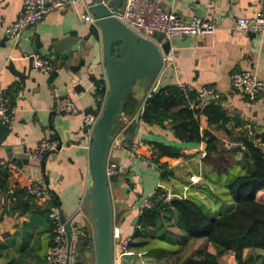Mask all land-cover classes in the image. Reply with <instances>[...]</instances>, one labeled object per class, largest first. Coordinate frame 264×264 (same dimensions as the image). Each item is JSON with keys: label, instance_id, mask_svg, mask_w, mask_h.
I'll return each instance as SVG.
<instances>
[{"label": "crops", "instance_id": "obj_1", "mask_svg": "<svg viewBox=\"0 0 264 264\" xmlns=\"http://www.w3.org/2000/svg\"><path fill=\"white\" fill-rule=\"evenodd\" d=\"M88 1L79 0L50 10L15 39L7 37L5 29L22 10L23 0H0V93L9 97L14 108L12 129L0 121V170L6 172V191L0 188V264H46L45 255L53 235L52 210L66 216L81 210L77 219L92 238L89 204L83 200L91 185L92 135L84 126L83 117L101 112L105 99L98 110L96 92L102 87L101 81L107 89V81L98 29L80 17L91 12ZM156 1L163 10L187 19L200 16L215 21L218 28L213 33L174 36L170 43L176 51L174 62L159 70L153 83L155 90L187 84L198 98L202 87H213L228 117L225 127L231 132L211 126L204 114L199 116L200 128L217 137L219 151L213 159L222 168L215 169L205 159L203 142L180 141L168 121L164 126L143 122L139 118L142 102L132 103L133 113L122 116L107 160L120 166V172L109 178L114 225L137 254L121 256L115 243L113 264H205L207 254L215 257L216 264H264L262 248L245 247L244 262L238 263L233 250L222 249L206 237L187 236L170 205L159 210L152 225L135 221L140 216L141 200L157 188L171 199H196L208 217L224 212L234 203L227 193L228 181L244 173L250 163L241 137L255 142L264 151V141L259 136L264 135V100L248 99L230 82L232 71L245 70L264 80V31L245 33L234 28L236 17L256 16L264 0ZM32 53L50 57L53 71L33 69L29 57ZM57 98L72 99L78 111H55ZM204 104L199 99L198 105ZM126 117L133 118L128 125ZM42 139L56 145V149L43 156L44 166L42 160L26 157V151L35 148ZM136 140L144 144L133 151L130 144ZM153 141L176 146L180 154L162 156L155 164L148 156V146ZM161 164L169 173L166 178L161 176ZM134 165L140 173L132 168ZM29 177L42 181L49 194L42 200L29 199L32 208L21 211L14 199H7L6 195L23 189ZM17 197L21 199L22 195ZM255 198L264 203V188L256 192ZM83 237L81 234L75 237L69 264H94L91 243L83 247L78 258L75 256L74 250L80 248Z\"/></svg>", "mask_w": 264, "mask_h": 264}, {"label": "trees", "instance_id": "obj_2", "mask_svg": "<svg viewBox=\"0 0 264 264\" xmlns=\"http://www.w3.org/2000/svg\"><path fill=\"white\" fill-rule=\"evenodd\" d=\"M92 32L97 34V29L92 27ZM100 83V81H99ZM102 87L97 89V109L101 108L102 100L106 95V87L101 81ZM194 105L191 106V102ZM132 103L140 104L136 99L127 98L123 115H132ZM199 97L194 91L185 93L177 85H167L150 92L145 99L139 118L148 124L164 126L166 121L170 122V128L174 136L184 142H205L207 155L215 169H221L218 161L213 159L214 153L218 152L217 137L206 129H201L199 116L204 114L211 126L223 128L227 133L231 131L225 127L228 117L217 99H210L200 106ZM98 111H94L97 114ZM264 141V135H259ZM250 163L242 174L234 175L228 181L227 193L233 199V205L224 212L208 217L203 205L193 198H176L169 202L162 199V190L156 189L152 194L155 204L151 208L144 209L139 216L140 224H154V218L164 205L172 206L178 215V222L189 237H206L222 249H230L235 253L238 263H243L242 252L245 247H256L264 249V203L255 198L258 190L264 188V151L261 146L247 138L241 137ZM154 151L148 150L149 160L155 164L159 163L162 156H178L179 148L160 141H153ZM160 167L163 169L162 164ZM166 170H162L161 176H168ZM6 172L0 170V188H5ZM23 194V189H18L6 198H13L16 207L21 211L32 208L30 202L20 199L18 195ZM15 197V198H14ZM86 232V231H85ZM85 245L80 246V252L87 244L94 243V239L85 236ZM79 257V256H78ZM77 257V258H78ZM249 261V260H246ZM205 264H216L215 257L207 254Z\"/></svg>", "mask_w": 264, "mask_h": 264}, {"label": "built area", "instance_id": "obj_3", "mask_svg": "<svg viewBox=\"0 0 264 264\" xmlns=\"http://www.w3.org/2000/svg\"><path fill=\"white\" fill-rule=\"evenodd\" d=\"M78 1L79 0H23L22 10L18 14L17 18L6 27L5 35L10 38L18 39L26 28L34 25L50 10L61 8L72 3L76 4ZM116 15L130 29L139 35L152 39L153 35L161 32L163 33V40H168L170 43L174 36L213 33L218 28V25L215 21L200 16H194L190 19H187L174 11L163 10L156 0H124L122 8L120 11L116 12ZM80 17L82 20L89 21L96 25V16L93 13L84 12L80 15ZM234 28L245 33L263 32L264 2L256 16L236 17ZM175 56L176 51L170 44L168 51L166 53L162 52V63L160 69L167 68L172 65ZM29 57L31 61V67L33 69L41 70L46 73L53 71L54 64L50 57L43 56L40 53H32ZM230 82L235 89L245 93L248 99L255 100L257 98H261L264 100V80L253 71H232L230 73ZM177 86L185 93L193 90L192 87L187 84H179ZM153 90H155V87L152 84L144 100L142 101V106L145 99ZM204 96H210L211 99L219 98V94L213 87L210 86H204L200 90L198 94L200 103L206 102ZM54 110L57 112L67 113H76L78 111L75 102L69 98H57L55 100ZM13 111L14 108L9 97L5 93H0V121L4 123L9 129H12L13 127ZM99 114L94 115L89 113L84 115L83 123L88 132L91 133L93 125L95 124ZM132 119L133 118L126 117V125H128ZM115 136L112 145L116 141ZM143 144V141L136 140L130 144V148L133 151H137V149ZM54 149H56V145L54 143L47 139H42L35 148L28 149L26 151V157L35 161H41L46 152L52 151ZM148 149L150 151L155 150L152 145H149ZM119 172L120 166L114 162H108L107 160L106 174L108 179L117 175ZM48 194L49 192L47 187L42 181L29 177L23 186L22 198L25 200H42L45 199ZM162 199L164 202H169L171 200V196L166 193L162 195ZM154 204L155 200L152 198V194L144 197L140 203L139 214L141 215L144 209L151 208L154 206ZM50 218L52 221L53 235L51 244L45 256V262L46 264H66L67 235L64 223L61 221L59 213L55 210L51 211ZM137 227L140 228L141 225L137 223ZM77 234L87 236L86 232H81L80 229L73 228V241L69 262L73 252V242ZM113 238L114 244L116 243L119 246V255L130 256L137 254L134 249L128 246V241L121 237L120 229L115 225L113 228Z\"/></svg>", "mask_w": 264, "mask_h": 264}, {"label": "water", "instance_id": "obj_4", "mask_svg": "<svg viewBox=\"0 0 264 264\" xmlns=\"http://www.w3.org/2000/svg\"><path fill=\"white\" fill-rule=\"evenodd\" d=\"M124 0H89L88 9L96 16L103 62L107 81V94L104 106L91 131L90 164L91 185L84 195V202L89 204L90 220L94 235L95 264L114 263V211L106 163L115 134L119 130L124 107L129 96L141 103L154 83L162 63V52L170 47L168 40H163L159 32L147 38L130 29L117 15ZM210 100V96H204ZM136 124H133L134 130ZM206 143H202L205 148ZM41 165L44 166V160ZM138 173V167H132ZM67 235V261L73 241V225L81 232L84 226L77 219L81 210L70 216L59 211ZM139 215L135 221L137 222ZM79 225V226H78ZM86 241L82 242L85 245ZM79 256L80 248L74 250Z\"/></svg>", "mask_w": 264, "mask_h": 264}, {"label": "rangeland", "instance_id": "obj_5", "mask_svg": "<svg viewBox=\"0 0 264 264\" xmlns=\"http://www.w3.org/2000/svg\"><path fill=\"white\" fill-rule=\"evenodd\" d=\"M88 209V208H87ZM92 232V234H93V229H91L90 231H89V233H91ZM88 235V234H87ZM92 238H94V235H92ZM89 249H91V252H92V259H94V264H95V247H94V244H91L90 245V247H89ZM46 256V255H45Z\"/></svg>", "mask_w": 264, "mask_h": 264}]
</instances>
